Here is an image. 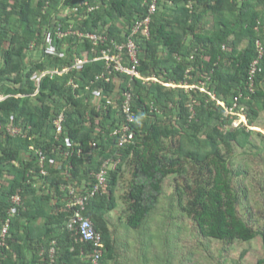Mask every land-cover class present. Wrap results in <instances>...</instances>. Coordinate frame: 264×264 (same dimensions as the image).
Segmentation results:
<instances>
[{"label": "trees", "instance_id": "obj_1", "mask_svg": "<svg viewBox=\"0 0 264 264\" xmlns=\"http://www.w3.org/2000/svg\"><path fill=\"white\" fill-rule=\"evenodd\" d=\"M148 1L0 0V96L5 95L0 99V239L13 195L22 198L11 217L6 244L0 248L2 264H37L53 240L55 264H89L92 245L68 227L76 208L68 206L70 189L90 190L96 172L109 158L121 161L84 211L102 234L105 262L120 264L121 253L129 251L125 243L130 241L131 228L147 235L143 244L150 247L149 258L157 256L154 263L160 264L153 213L167 178H187L191 173L186 202L177 186L178 205L171 200L166 219L174 222L180 209L205 237L231 243L260 236L264 249V224L255 228L241 214L245 190L235 188L236 170L223 151V146L253 144L256 130L235 126L238 114H227L217 102L233 107L240 96L235 111L244 113L249 125L259 126L264 111V53L254 91H249L246 81L259 54L257 39L264 47V0H159L150 36L137 38L141 75L158 74L164 82L177 84L205 80L207 91L144 83L121 72H115L109 82L96 79L106 70L105 61L96 59L101 46L79 33L106 32L124 41L128 26L147 14ZM91 5L98 7L89 10ZM60 31L67 34L60 36ZM48 33L59 54L45 52ZM85 53L89 60L81 67L47 74L39 84L38 72L72 66L76 56ZM70 79L79 86L73 88ZM97 89L102 96L94 102ZM115 89L118 97L110 104ZM127 90L133 93L135 135L132 142L120 146L112 131L125 117L122 103ZM151 104L162 108V113L151 110ZM63 110L64 129L57 137L54 119ZM7 123L20 126L26 135L9 133ZM93 141L97 146H92ZM40 151L46 155V175L40 172ZM53 160L63 164H51ZM125 163L131 166L132 177L125 194L128 233L124 240L112 227L109 214L118 206ZM38 179L44 186L37 185ZM167 252L163 258L174 260L176 249L169 245ZM177 260L173 263L185 264L182 258ZM255 264H264V255Z\"/></svg>", "mask_w": 264, "mask_h": 264}, {"label": "rangeland", "instance_id": "obj_2", "mask_svg": "<svg viewBox=\"0 0 264 264\" xmlns=\"http://www.w3.org/2000/svg\"><path fill=\"white\" fill-rule=\"evenodd\" d=\"M211 26L212 24L209 25V27ZM257 124L259 126L252 128L256 130L252 132L251 136L253 144H248L246 147L235 144L230 149L223 146V151L228 156L233 169L239 172L233 174L235 188L245 190L243 194L245 196L239 206L241 214L255 228H262L264 224V111L259 115ZM24 156H27V153H24ZM131 172V166L125 163L117 191L118 206L109 214L112 227L118 231V235L123 236L124 240L128 233V226L125 222L128 203L125 194L132 177ZM191 174L187 175V178L177 177V180L175 175L167 178L164 194L158 203L157 210L153 213L151 222H155V224H153L152 231L157 244V254H160V258H158L160 264H175L176 261L179 262L177 260L179 258H182L185 264H255L258 258L264 255L260 236L250 241L236 240L227 243L223 240L203 236L192 217L183 214L180 209L175 213L174 222L166 219L165 213L170 207L171 200H174L178 205L177 186L183 191L181 195L183 203L186 202L189 193L187 184L193 177ZM129 229L132 236L129 238L130 241L125 243V246L129 247V251L121 253L120 264H155L157 256L149 258L150 247L143 244L147 235L144 232L139 234L137 230ZM169 245L176 249L177 257L175 256L174 260L166 261ZM139 247L141 251L137 250ZM164 256L165 258H163Z\"/></svg>", "mask_w": 264, "mask_h": 264}, {"label": "built area", "instance_id": "obj_3", "mask_svg": "<svg viewBox=\"0 0 264 264\" xmlns=\"http://www.w3.org/2000/svg\"><path fill=\"white\" fill-rule=\"evenodd\" d=\"M148 9L147 14L143 17L136 19L131 25L128 26L126 32V40L118 41L115 38H110L106 32H80V38H88L95 46H101L100 49V56L96 57V59H103L105 61L106 70L101 74L96 75V79H104L105 81L109 82L111 80V76L115 72H121L128 74L131 78L133 77H140L143 79L144 83L148 82H161L168 86H183L186 90L199 88L203 91H207L206 81L200 80L196 83H175V82H164L162 78L158 74H152L149 77H143L141 72L139 71V66L141 64L140 56H139V43L137 38L139 36L149 37L151 31V22L152 16L157 12L158 9V2L159 0H149L148 1ZM98 5H91L88 7L89 10H93ZM67 34V32L60 31L59 35L63 36ZM46 41L48 42L45 52L48 54H59L56 49V46L52 43L51 34L48 33L46 35ZM110 42V43H109ZM257 49H258V57L255 58L250 65L249 68V75L246 81L247 88L249 91H254L255 88V81H256V73L259 68V59L264 53V47L260 39L256 41ZM34 47V44H31V48ZM61 54V53H60ZM63 54V53H62ZM88 55L87 53L84 56H76V60L74 65L72 66H65L62 69H45L41 70L37 74V80L40 84V80L43 76L47 74H55V73H63L68 72L72 69V67H81L85 62H87ZM69 84L73 86V88H77L79 84L70 79ZM131 86V83H130ZM205 86V87H203ZM203 87V88H202ZM210 96L213 99L217 100L216 95L213 92H209ZM132 91L127 90L124 92V101L122 103V110L124 112V119L113 129L112 135L118 136L119 145L122 146L128 142H132L134 140L135 131L132 127V123L135 121V115L132 110ZM102 96V91L99 89L94 90V95L92 96V100L96 102ZM5 95L0 96L4 98ZM117 96V89H115L114 93L108 98V103L115 104ZM240 96L235 97V103L233 107L226 106L224 101L218 99V103L225 107L226 113L231 114H238V117L234 119L233 124L238 126L240 124H244L251 127L248 122L247 118L244 113L236 112L235 106L238 105ZM151 110H154L157 113H162V108L154 107V104H151ZM64 120L65 114L64 110L61 111L54 119V126L55 131L57 133V137L63 132L64 129ZM6 130L13 134V135H23L25 136L26 133L20 126L14 125L12 123H7L5 126ZM92 146H97V142L93 141ZM33 149V146H31ZM78 152H81V149H78ZM64 155H70V150L64 152ZM41 159V173L46 175L48 170L43 166L46 155L43 151L39 153ZM55 161V160H53ZM121 158H109L105 160L101 166V168L96 172V182L94 186L88 190L87 192H79V188L77 186H73L70 189V193L72 194V199L68 202V206L76 207L74 210V214L68 222V227L72 230H75L77 234H79L84 240L89 242L92 245L93 255L90 259L89 264H110L105 262L103 257L106 252V248L102 239V234L99 230H97L93 220L87 216L84 211L86 210L88 200L91 196L95 195L97 192L100 191L101 187L107 181L108 175L111 170L117 168L118 164L120 163ZM59 163V162H58ZM60 166L62 165L59 163ZM13 206L9 210V217L6 219L2 232H1V239H0V248L6 244V237L9 231L11 217L17 212V205L22 203V198L19 193H16L12 197ZM55 243L56 241H52V245L49 250L41 252V259L37 264H55ZM2 254L0 249V255ZM0 264H2V260L0 257Z\"/></svg>", "mask_w": 264, "mask_h": 264}, {"label": "crops", "instance_id": "obj_4", "mask_svg": "<svg viewBox=\"0 0 264 264\" xmlns=\"http://www.w3.org/2000/svg\"><path fill=\"white\" fill-rule=\"evenodd\" d=\"M210 24H211V23H210ZM210 24H209V25H210ZM208 28H211V27L208 26ZM58 162L61 163V164H63L60 160L53 161L51 164H59ZM59 165H60V164H59ZM37 185H39V186H44L42 180H40V179H38V181H37ZM116 208H117V207H116ZM116 208H115V209H116ZM112 211H113V210H112ZM110 264H112V263L110 262Z\"/></svg>", "mask_w": 264, "mask_h": 264}, {"label": "clouds", "instance_id": "obj_5", "mask_svg": "<svg viewBox=\"0 0 264 264\" xmlns=\"http://www.w3.org/2000/svg\"><path fill=\"white\" fill-rule=\"evenodd\" d=\"M1 96H3V95H1ZM2 99V98H1ZM247 118V117H246ZM251 126V125H250ZM250 128H254V126H251Z\"/></svg>", "mask_w": 264, "mask_h": 264}]
</instances>
